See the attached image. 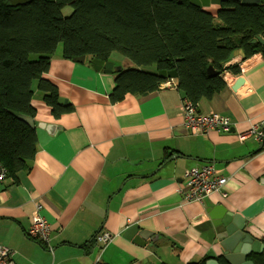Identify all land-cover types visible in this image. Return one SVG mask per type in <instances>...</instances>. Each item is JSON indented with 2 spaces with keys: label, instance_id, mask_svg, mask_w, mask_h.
Listing matches in <instances>:
<instances>
[{
  "label": "crops",
  "instance_id": "obj_1",
  "mask_svg": "<svg viewBox=\"0 0 264 264\" xmlns=\"http://www.w3.org/2000/svg\"><path fill=\"white\" fill-rule=\"evenodd\" d=\"M220 7L205 8L216 15ZM256 55L245 69L247 59L232 56L226 88L197 105L201 114L229 117L235 132L194 135L184 127V95L175 79L112 104L113 73L57 53L44 78L73 110L54 116L35 89L38 151L29 171L0 183V225L28 234L40 203L51 225V246H37L42 264H191L208 260L210 251L221 257L213 221L226 212L264 240V141L237 138L264 121V54ZM239 77L246 82L234 91ZM209 164L228 179L227 197L188 202L185 174ZM132 226L151 233L146 246L124 238ZM104 235L111 237L107 244L98 241Z\"/></svg>",
  "mask_w": 264,
  "mask_h": 264
},
{
  "label": "trees",
  "instance_id": "obj_2",
  "mask_svg": "<svg viewBox=\"0 0 264 264\" xmlns=\"http://www.w3.org/2000/svg\"><path fill=\"white\" fill-rule=\"evenodd\" d=\"M66 7L73 9L70 16L62 13ZM259 38L264 40V4L228 0L214 15L197 0H32L19 7L0 0V164L7 178L17 181L29 171L38 151L36 130L19 118L36 116L34 87L54 116L73 110L44 78L57 53L71 61L86 56L90 65L115 53L127 58L135 68L113 72L112 104L157 91L170 80L160 72L175 70L178 89L197 106L226 88L232 56L264 54ZM250 260L264 264V253Z\"/></svg>",
  "mask_w": 264,
  "mask_h": 264
},
{
  "label": "built area",
  "instance_id": "obj_3",
  "mask_svg": "<svg viewBox=\"0 0 264 264\" xmlns=\"http://www.w3.org/2000/svg\"><path fill=\"white\" fill-rule=\"evenodd\" d=\"M181 114L185 129L194 135L209 133L211 131L232 133V129L234 128L233 122L229 117L216 112L201 114L198 112L197 106L186 98H184ZM237 138L240 142H244L250 138H254L259 142L264 141V121L254 125L252 129L244 133H238ZM7 177V169L0 164V183L7 180ZM185 177L184 194L188 202L202 204L205 198L216 193L221 194L224 198L227 197L225 190L228 179L218 175L212 164L205 165L201 169L190 170L185 174ZM42 209V205L37 203L36 209L32 214V224L28 235L34 240L40 241L46 247H50L51 225L42 214ZM110 240L111 237L109 235L98 237V241L103 244L109 243ZM13 255L14 252L8 246L0 244V264H16L13 261ZM96 264L104 263L98 261Z\"/></svg>",
  "mask_w": 264,
  "mask_h": 264
},
{
  "label": "water",
  "instance_id": "obj_4",
  "mask_svg": "<svg viewBox=\"0 0 264 264\" xmlns=\"http://www.w3.org/2000/svg\"><path fill=\"white\" fill-rule=\"evenodd\" d=\"M9 2L12 7H19L30 3L32 0H4ZM203 7H209L210 5H222L223 2L228 0H197ZM241 3L242 5H259L264 4V0H233ZM259 42L264 44L262 38L258 39ZM256 42V41H255ZM260 56L254 55L253 57L244 61L241 65L242 69L249 67ZM86 56L74 59L76 63H85ZM92 67L98 72L113 73L114 71L120 72L123 67L115 66L113 61H101L94 59L91 63ZM208 74L211 77L216 76L218 73L212 66L208 69ZM160 75L170 80L177 79V72L175 70L166 72H160ZM245 79L239 77L235 82L233 90L236 91L245 84ZM60 102V101H59ZM65 102V101H64ZM67 105V102L63 103ZM19 118L27 123L31 128L35 129L34 118L27 115H21ZM232 132H235L234 128ZM263 147V146H262ZM260 147V148H262ZM178 157V156H177ZM174 157H171L173 159ZM223 215V216H222ZM221 222L213 221L216 228L217 239L215 244L220 245L221 257H218L213 251L208 253V261L206 264H220V260H223L226 264H254L250 257L252 255H259L264 253V241L255 239L251 234L243 230V227L238 224L231 213H222ZM216 218V217H212ZM151 233L147 231H139L138 226H132L124 233V238L133 241V243L146 246L147 235Z\"/></svg>",
  "mask_w": 264,
  "mask_h": 264
},
{
  "label": "rangeland",
  "instance_id": "obj_5",
  "mask_svg": "<svg viewBox=\"0 0 264 264\" xmlns=\"http://www.w3.org/2000/svg\"><path fill=\"white\" fill-rule=\"evenodd\" d=\"M72 12L73 9L71 7H66L62 11L64 16H70ZM111 59L117 66H122L123 69L135 68L127 58L118 53L113 54ZM35 89L37 88L34 87ZM0 244L8 246L14 252L13 258L16 264H42L43 260H45L43 254L38 251V247H41V244L29 237L17 225L15 226L11 223L0 225Z\"/></svg>",
  "mask_w": 264,
  "mask_h": 264
}]
</instances>
